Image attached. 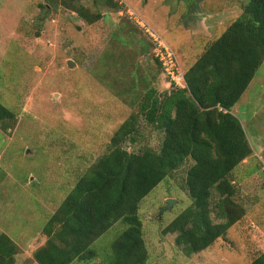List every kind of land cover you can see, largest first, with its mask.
I'll return each mask as SVG.
<instances>
[{
    "label": "rangeland",
    "instance_id": "1",
    "mask_svg": "<svg viewBox=\"0 0 264 264\" xmlns=\"http://www.w3.org/2000/svg\"><path fill=\"white\" fill-rule=\"evenodd\" d=\"M63 1L102 17L87 24L76 10L46 0H0V102L16 114L12 129H0V234L18 245L16 264H37L43 228L79 175L109 152L150 90L171 88L135 18L165 40L185 72L250 0ZM232 113L253 151L231 176L245 216L207 250L179 251L176 234L162 231L193 205L184 190L188 160L140 205L148 264H250L264 253V63ZM162 139L142 122L137 142L125 147L158 150ZM125 229L119 221L97 239L90 264H111Z\"/></svg>",
    "mask_w": 264,
    "mask_h": 264
},
{
    "label": "trees",
    "instance_id": "2",
    "mask_svg": "<svg viewBox=\"0 0 264 264\" xmlns=\"http://www.w3.org/2000/svg\"><path fill=\"white\" fill-rule=\"evenodd\" d=\"M46 1L66 11L76 10L87 24L102 17L63 0ZM263 63L264 0H250L242 15L185 71V88L171 85L165 93L155 88L144 96L138 112L112 137L109 152L79 175L48 219L43 228L46 240L34 250V262L90 264L97 259L92 244L120 221L126 229L113 245L111 264H148L140 205L188 160L192 165L184 190L193 205L162 234H176L175 246L186 257L207 250L224 237L246 214L235 200L237 190L231 176L253 152L241 120L232 110ZM15 122V112L0 102V129L8 132ZM142 122L161 132L163 139L158 150L130 152L125 145L137 142ZM18 254L14 240L0 234V264H16ZM250 264H264V253Z\"/></svg>",
    "mask_w": 264,
    "mask_h": 264
},
{
    "label": "built area",
    "instance_id": "3",
    "mask_svg": "<svg viewBox=\"0 0 264 264\" xmlns=\"http://www.w3.org/2000/svg\"><path fill=\"white\" fill-rule=\"evenodd\" d=\"M135 17V15H134ZM136 24L145 29L152 45L151 56L159 62L163 72L171 85L176 88H185V72L179 64L175 51L165 42V40L148 28L138 18H135Z\"/></svg>",
    "mask_w": 264,
    "mask_h": 264
},
{
    "label": "water",
    "instance_id": "4",
    "mask_svg": "<svg viewBox=\"0 0 264 264\" xmlns=\"http://www.w3.org/2000/svg\"><path fill=\"white\" fill-rule=\"evenodd\" d=\"M69 66H72V62H69ZM167 204H168L167 205L168 207H171L172 206V201L168 200Z\"/></svg>",
    "mask_w": 264,
    "mask_h": 264
},
{
    "label": "crops",
    "instance_id": "5",
    "mask_svg": "<svg viewBox=\"0 0 264 264\" xmlns=\"http://www.w3.org/2000/svg\"><path fill=\"white\" fill-rule=\"evenodd\" d=\"M190 68V67H189ZM170 85V84H169Z\"/></svg>",
    "mask_w": 264,
    "mask_h": 264
}]
</instances>
